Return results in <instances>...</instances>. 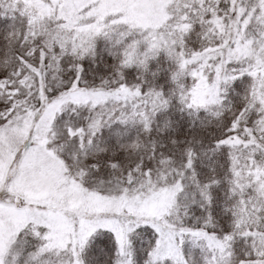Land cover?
Returning a JSON list of instances; mask_svg holds the SVG:
<instances>
[{
	"label": "snow or ice",
	"instance_id": "1",
	"mask_svg": "<svg viewBox=\"0 0 264 264\" xmlns=\"http://www.w3.org/2000/svg\"><path fill=\"white\" fill-rule=\"evenodd\" d=\"M0 264H264V0H0Z\"/></svg>",
	"mask_w": 264,
	"mask_h": 264
}]
</instances>
